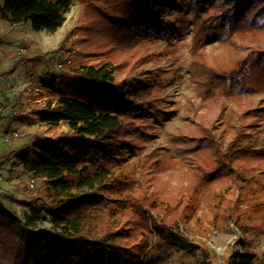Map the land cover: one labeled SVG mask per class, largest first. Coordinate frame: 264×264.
Listing matches in <instances>:
<instances>
[{
  "label": "rangeland",
  "instance_id": "rangeland-1",
  "mask_svg": "<svg viewBox=\"0 0 264 264\" xmlns=\"http://www.w3.org/2000/svg\"><path fill=\"white\" fill-rule=\"evenodd\" d=\"M157 3L166 22L151 41L149 74L159 86L154 104L131 118L137 129L128 134L121 165L112 169L135 182L126 192L133 201L148 197L147 217L178 230L157 233L141 213H119L134 237L145 235L151 242L134 264H263L264 0ZM87 4L72 0L55 32L0 21V154L21 143L6 141L14 107L27 115L14 122L17 134L57 137L70 131L68 122L43 120L64 93L44 89L37 77L47 71L40 56L65 39L67 50L74 49L70 65L81 63ZM10 165L0 160V215L8 210L18 216L22 231L54 228L38 214L40 201L27 189L25 177L10 179ZM19 239L15 230L0 225V264H23L17 260ZM59 247V242L44 241L35 264H67ZM83 260L117 264L89 255Z\"/></svg>",
  "mask_w": 264,
  "mask_h": 264
},
{
  "label": "trees",
  "instance_id": "trees-1",
  "mask_svg": "<svg viewBox=\"0 0 264 264\" xmlns=\"http://www.w3.org/2000/svg\"><path fill=\"white\" fill-rule=\"evenodd\" d=\"M83 1L90 4L84 7L81 63L70 65L74 49L67 50L65 39L57 50L40 56L47 71L37 77L44 89L64 93L43 120L68 122L70 131L57 137L17 134L12 124L24 111L14 107L5 132L7 145L15 140L21 143L0 154L1 165L11 164L10 179L26 178L22 179L27 189L40 201L38 214L54 223L52 229L22 231L18 216L1 211L0 225L15 230L20 238L17 260H24L23 264L36 263L34 255L44 241L59 242L67 264H84V255L100 261L109 258L117 264L140 261L151 242L145 235L134 237L122 224L119 213L127 209L141 213L147 227L157 233L178 230L147 217L143 206L148 197L133 201L126 192L135 182L112 169L121 165L128 134L137 129L131 118L154 104L159 85L149 74L150 45L154 34L163 31L166 13L157 0ZM71 6L72 0H0V21L29 23L35 31L55 32ZM91 58L100 61L93 64ZM117 74L124 77L117 78Z\"/></svg>",
  "mask_w": 264,
  "mask_h": 264
},
{
  "label": "crops",
  "instance_id": "crops-1",
  "mask_svg": "<svg viewBox=\"0 0 264 264\" xmlns=\"http://www.w3.org/2000/svg\"><path fill=\"white\" fill-rule=\"evenodd\" d=\"M0 55H1V54H0ZM29 111H30V110H29ZM25 114H26V113H25ZM25 114H24V116H20V117H18V118H17V120H18L19 118H24V117H27V115H25ZM34 114H41V112H40V113H38V112H35ZM13 124H14V123H13ZM13 124H12V125H13Z\"/></svg>",
  "mask_w": 264,
  "mask_h": 264
},
{
  "label": "built area",
  "instance_id": "built-area-1",
  "mask_svg": "<svg viewBox=\"0 0 264 264\" xmlns=\"http://www.w3.org/2000/svg\"><path fill=\"white\" fill-rule=\"evenodd\" d=\"M31 187H34V180L31 181Z\"/></svg>",
  "mask_w": 264,
  "mask_h": 264
}]
</instances>
